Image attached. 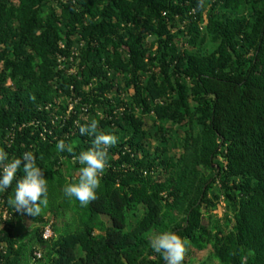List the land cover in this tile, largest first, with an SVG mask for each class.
Returning a JSON list of instances; mask_svg holds the SVG:
<instances>
[{
    "label": "trees",
    "instance_id": "obj_1",
    "mask_svg": "<svg viewBox=\"0 0 264 264\" xmlns=\"http://www.w3.org/2000/svg\"><path fill=\"white\" fill-rule=\"evenodd\" d=\"M93 119L117 143L82 208ZM0 149L48 188L36 217L0 192V264H165L163 231L182 264H264V0H0Z\"/></svg>",
    "mask_w": 264,
    "mask_h": 264
},
{
    "label": "clouds",
    "instance_id": "obj_2",
    "mask_svg": "<svg viewBox=\"0 0 264 264\" xmlns=\"http://www.w3.org/2000/svg\"><path fill=\"white\" fill-rule=\"evenodd\" d=\"M96 129L95 119L79 127L80 136H93L94 139L92 146L76 157L82 165L78 181L68 183L63 188L64 197L75 199L82 208L88 207L97 199L96 192L107 165L108 148L117 143L115 135L97 133ZM56 149L59 152H72V148L66 147L63 141L56 144ZM21 168L23 176L17 178V172ZM14 180L15 187L8 203L17 212L30 217L38 216L47 206L48 188L43 170L36 164V157L31 151H26L19 158L10 159L8 153L0 149V192L12 187ZM187 246V239L170 231H163L150 241L151 250L159 254L165 264H182Z\"/></svg>",
    "mask_w": 264,
    "mask_h": 264
},
{
    "label": "rangeland",
    "instance_id": "obj_3",
    "mask_svg": "<svg viewBox=\"0 0 264 264\" xmlns=\"http://www.w3.org/2000/svg\"><path fill=\"white\" fill-rule=\"evenodd\" d=\"M208 47H209V49H212L213 47L215 48V44L213 41H211V39L209 40ZM225 213H226L225 207H224V205H222L218 212H215V213L213 212V215H214V217L217 218L218 221H220L222 224H224V214ZM141 217H142V214L138 215V217H133L132 219H130L128 221V224H127L125 230L128 231L131 228L130 222H133L134 224H136L140 221ZM104 219L107 223H109V220L107 218H104ZM208 258H209V255H206L204 260H207ZM211 263L217 264V261L215 259H212Z\"/></svg>",
    "mask_w": 264,
    "mask_h": 264
},
{
    "label": "built area",
    "instance_id": "obj_4",
    "mask_svg": "<svg viewBox=\"0 0 264 264\" xmlns=\"http://www.w3.org/2000/svg\"><path fill=\"white\" fill-rule=\"evenodd\" d=\"M53 236V233H52V230L50 228V226H47L45 229H44V232H43V239L44 240H48L50 239L51 237ZM42 257V255L40 253H37L36 254V259H40Z\"/></svg>",
    "mask_w": 264,
    "mask_h": 264
}]
</instances>
